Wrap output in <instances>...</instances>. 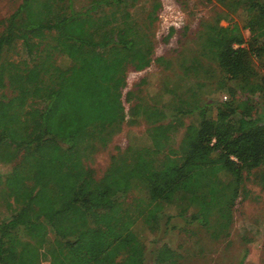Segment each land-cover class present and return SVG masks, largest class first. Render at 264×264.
Wrapping results in <instances>:
<instances>
[{
    "label": "trees",
    "instance_id": "16d2710c",
    "mask_svg": "<svg viewBox=\"0 0 264 264\" xmlns=\"http://www.w3.org/2000/svg\"><path fill=\"white\" fill-rule=\"evenodd\" d=\"M77 1L19 0L0 19V89L12 92L0 93V264L163 263L180 254L146 247L134 226L154 232L175 216L227 236L246 175L264 179V0H212L239 5L244 21L196 30L197 50L180 61L186 82L162 92L177 103L166 122L163 106L123 91L129 69L162 60L133 19L137 0ZM17 42L23 58L3 59ZM210 67L224 99L185 106L188 72ZM139 114L150 145L128 144L96 179L82 159ZM185 114L176 155L169 142Z\"/></svg>",
    "mask_w": 264,
    "mask_h": 264
},
{
    "label": "rangeland",
    "instance_id": "374dc122",
    "mask_svg": "<svg viewBox=\"0 0 264 264\" xmlns=\"http://www.w3.org/2000/svg\"><path fill=\"white\" fill-rule=\"evenodd\" d=\"M19 0H0V19L6 17L16 6ZM79 0L75 2L78 5ZM157 6L155 20L146 24V14L151 6ZM132 9L135 23L141 31H145L152 42L153 55L162 58L159 62H151L141 71L128 70L126 74L125 91H130L131 101L137 99L145 105L155 103L166 112V122L172 117L173 109L170 105H176V99L171 94H162L167 86L185 83L182 74V57L189 58L197 50L196 30L205 22H215L225 26L237 23L239 26L244 21V13L239 5L230 3L221 6L212 0H137ZM246 38L248 33L242 29ZM102 40V39H100ZM94 41H96L94 39ZM92 39L89 38L84 48L92 47ZM5 60H20L23 52L20 42L6 50L2 54ZM203 64L212 63L208 59L201 58ZM211 67L208 69L210 70ZM206 67H204L205 69ZM189 74L188 91L180 95L187 98L185 106L200 104L203 101H217L224 99L225 90H219L215 84L219 74L197 70V74ZM228 84H232L228 82ZM178 88V89H179ZM177 89V90H178ZM0 93L9 96L12 92L7 88L0 89ZM178 102V101H177ZM124 106L127 107L125 101ZM179 104V103H178ZM182 105V103H180ZM193 116L178 115L183 126H176L171 133L169 147L179 154V140L182 136L184 125L192 120ZM147 137V124L143 117L136 115L132 122H123L120 130L107 142V144L82 159L84 166L92 170L93 176L98 179L102 176L109 162V157L122 151L128 144L132 148H140L150 145ZM166 148L163 150L166 152ZM7 168L0 164V170ZM264 179L257 175L248 174L242 183V191L236 198L232 208V220L227 228V236L223 233L217 239L210 237L208 230L199 223H185L180 217H173L168 222L161 220L159 228L150 232L139 222H136L134 230L146 247L165 243L180 254L179 258L163 263L147 264H264V190L261 185ZM29 184V182H28ZM137 194H129V199ZM177 259V260H176ZM41 264H47L42 262Z\"/></svg>",
    "mask_w": 264,
    "mask_h": 264
},
{
    "label": "built area",
    "instance_id": "2783aa9c",
    "mask_svg": "<svg viewBox=\"0 0 264 264\" xmlns=\"http://www.w3.org/2000/svg\"><path fill=\"white\" fill-rule=\"evenodd\" d=\"M263 75H264V72H263Z\"/></svg>",
    "mask_w": 264,
    "mask_h": 264
}]
</instances>
